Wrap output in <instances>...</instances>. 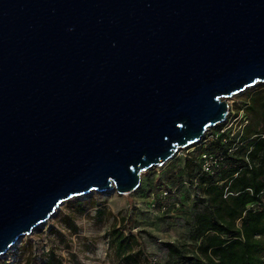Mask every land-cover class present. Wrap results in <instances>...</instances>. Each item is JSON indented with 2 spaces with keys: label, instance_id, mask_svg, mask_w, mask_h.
<instances>
[{
  "label": "water",
  "instance_id": "1",
  "mask_svg": "<svg viewBox=\"0 0 264 264\" xmlns=\"http://www.w3.org/2000/svg\"><path fill=\"white\" fill-rule=\"evenodd\" d=\"M264 83V0H0V256L69 199L130 194Z\"/></svg>",
  "mask_w": 264,
  "mask_h": 264
},
{
  "label": "trees",
  "instance_id": "2",
  "mask_svg": "<svg viewBox=\"0 0 264 264\" xmlns=\"http://www.w3.org/2000/svg\"><path fill=\"white\" fill-rule=\"evenodd\" d=\"M244 109L247 122L241 124L236 134L230 129L223 130L224 123L220 124L216 134L199 145L197 154L187 155L182 167L166 173L170 182L165 184L167 194L153 198V206L165 210L163 199H169L183 184H190L201 192L199 200L192 205L189 219H185L190 226L188 236L195 242V254H189L183 245L165 242L164 264L264 262V86L250 96ZM203 153L219 158L211 173L202 168ZM74 205L76 215L98 207L95 200L88 206L78 201ZM97 213L105 214L104 210ZM62 221L70 232H78L71 214ZM108 237L116 255L126 263L140 264L143 257L145 264H158L148 256L139 235L131 230L126 234L121 226H114ZM46 263L62 264L52 252Z\"/></svg>",
  "mask_w": 264,
  "mask_h": 264
},
{
  "label": "rangeland",
  "instance_id": "3",
  "mask_svg": "<svg viewBox=\"0 0 264 264\" xmlns=\"http://www.w3.org/2000/svg\"><path fill=\"white\" fill-rule=\"evenodd\" d=\"M262 86L264 83L254 85L228 98L230 114L224 122V129L232 130L233 134L241 129V124L246 123L245 103ZM218 127L209 129L203 141L212 138ZM202 142L181 149L163 166L145 171L140 187L130 194H120L116 190L93 191L66 200L48 221L1 255L0 264H47L51 252L61 259L62 264H128L116 255L109 243L108 235L114 226H121L126 234L131 230L139 235L148 256L158 264H164L167 260L165 242L178 243L189 254H195V242L188 236L190 226L185 219H189L193 203L199 200L200 190L183 184L181 190L171 194L169 199H163L165 210L154 207L152 202L154 197H164L165 184H170L166 173L182 167L184 158L192 153L197 154ZM94 200L98 207H91L82 215L73 214L75 202L88 206ZM97 210H104L105 214L100 216ZM67 214L74 217L79 228L77 233L65 227L62 220ZM139 261L140 264L146 263L143 257Z\"/></svg>",
  "mask_w": 264,
  "mask_h": 264
},
{
  "label": "built area",
  "instance_id": "4",
  "mask_svg": "<svg viewBox=\"0 0 264 264\" xmlns=\"http://www.w3.org/2000/svg\"><path fill=\"white\" fill-rule=\"evenodd\" d=\"M223 130H225V129H223ZM202 158H203L202 159V168H203V170L206 171V172H209V173L213 172L215 166L219 162V158L210 156V155H208L206 153L202 154ZM164 194L166 195L167 191H165Z\"/></svg>",
  "mask_w": 264,
  "mask_h": 264
},
{
  "label": "bare ground",
  "instance_id": "5",
  "mask_svg": "<svg viewBox=\"0 0 264 264\" xmlns=\"http://www.w3.org/2000/svg\"><path fill=\"white\" fill-rule=\"evenodd\" d=\"M64 202H65V201H64ZM64 202H63V203H64ZM63 203H62V204H63ZM57 210H58V209H57ZM11 248H12V247H11Z\"/></svg>",
  "mask_w": 264,
  "mask_h": 264
}]
</instances>
